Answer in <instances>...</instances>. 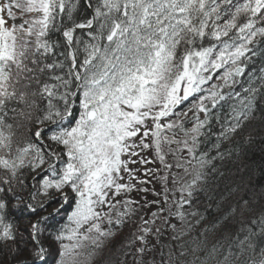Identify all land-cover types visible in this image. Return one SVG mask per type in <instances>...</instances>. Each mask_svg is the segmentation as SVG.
<instances>
[{
    "label": "snow or ice",
    "instance_id": "obj_1",
    "mask_svg": "<svg viewBox=\"0 0 264 264\" xmlns=\"http://www.w3.org/2000/svg\"><path fill=\"white\" fill-rule=\"evenodd\" d=\"M258 130L264 0H0V264H264Z\"/></svg>",
    "mask_w": 264,
    "mask_h": 264
},
{
    "label": "trees",
    "instance_id": "obj_2",
    "mask_svg": "<svg viewBox=\"0 0 264 264\" xmlns=\"http://www.w3.org/2000/svg\"><path fill=\"white\" fill-rule=\"evenodd\" d=\"M255 134L257 136V143L253 145L252 148L250 149L249 157L250 159H254L258 163L260 160V156H261V152H260L261 145L259 143V137L261 135H264V130H258ZM252 153H255V156H253Z\"/></svg>",
    "mask_w": 264,
    "mask_h": 264
}]
</instances>
